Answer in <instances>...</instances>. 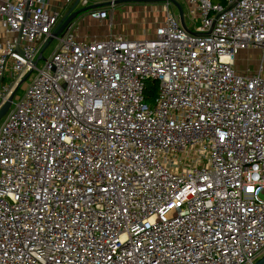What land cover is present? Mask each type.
I'll list each match as a JSON object with an SVG mask.
<instances>
[{
  "label": "built area",
  "instance_id": "2783aa9c",
  "mask_svg": "<svg viewBox=\"0 0 264 264\" xmlns=\"http://www.w3.org/2000/svg\"><path fill=\"white\" fill-rule=\"evenodd\" d=\"M161 1L151 37L88 41L76 19L39 67L61 8L0 0V264L264 254V0H184L188 29Z\"/></svg>",
  "mask_w": 264,
  "mask_h": 264
},
{
  "label": "rangeland",
  "instance_id": "374dc122",
  "mask_svg": "<svg viewBox=\"0 0 264 264\" xmlns=\"http://www.w3.org/2000/svg\"><path fill=\"white\" fill-rule=\"evenodd\" d=\"M104 1L103 3H101ZM182 7H186L187 3L184 0H176ZM75 2L72 1L68 6H63L60 2V8L64 14ZM100 2V3H98ZM96 5L93 9L81 13L77 17L76 33L88 41L104 38L110 36L124 37L127 39H143L153 35L156 27L163 21L166 10L175 12L176 8L172 4L166 7L163 1L146 2V1H121V0H86L83 5V0L78 4L79 9ZM106 12V16L95 18L92 16L93 12ZM58 39L51 41L49 46L44 51V59L38 62L39 67L44 66V61L55 49ZM263 52L260 50H245L240 54L237 67L240 71L255 72L259 69L260 60ZM36 71H34L28 81L31 79ZM23 85L19 87L16 96L23 95ZM155 95L149 97L147 102L151 101ZM1 123V121H0Z\"/></svg>",
  "mask_w": 264,
  "mask_h": 264
},
{
  "label": "water",
  "instance_id": "95a60500",
  "mask_svg": "<svg viewBox=\"0 0 264 264\" xmlns=\"http://www.w3.org/2000/svg\"><path fill=\"white\" fill-rule=\"evenodd\" d=\"M82 0H75V2L72 4V6L64 13L62 19L60 20L57 28L53 31L52 37L50 38V40L48 42H46L42 48V51L39 55L38 60L40 59H44V51L46 50V48L49 46V44L51 43V41L59 36V35H64V33L69 29L70 25L73 23L74 20L77 19V17L85 12L88 11L90 9H93L96 5H91V6H87L84 8H77L78 4L81 2ZM121 1H146V2H156V1H161V0H121ZM174 3L176 4V6L178 7L179 10V14H180V18L182 21V24L185 28H187L185 19H184V11L182 6L176 1L173 0ZM188 29V28H187ZM37 64V61L34 62V65ZM29 75V74H28ZM27 75V76H28ZM26 76V77H27ZM14 93L15 90L12 92V94L10 95V97L8 98V100L5 102V104L0 108V121L1 119L6 115V113L8 112L9 108L12 105V101H13V97H14ZM254 264H264V254L258 258Z\"/></svg>",
  "mask_w": 264,
  "mask_h": 264
},
{
  "label": "crops",
  "instance_id": "0c3cea01",
  "mask_svg": "<svg viewBox=\"0 0 264 264\" xmlns=\"http://www.w3.org/2000/svg\"><path fill=\"white\" fill-rule=\"evenodd\" d=\"M100 1V0H99ZM60 2H62V0H56V2L53 4V6L55 7H59L60 5ZM104 1H102L101 3H103ZM98 3H100V2H98ZM62 4H63V2H62Z\"/></svg>",
  "mask_w": 264,
  "mask_h": 264
},
{
  "label": "trees",
  "instance_id": "16d2710c",
  "mask_svg": "<svg viewBox=\"0 0 264 264\" xmlns=\"http://www.w3.org/2000/svg\"><path fill=\"white\" fill-rule=\"evenodd\" d=\"M213 2H217V3H222V4H226L227 0H212Z\"/></svg>",
  "mask_w": 264,
  "mask_h": 264
}]
</instances>
